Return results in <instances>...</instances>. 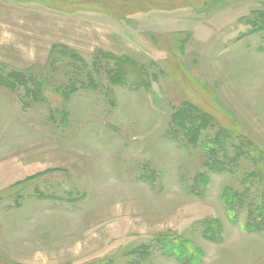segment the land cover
I'll list each match as a JSON object with an SVG mask.
<instances>
[{
	"label": "rangeland",
	"instance_id": "1",
	"mask_svg": "<svg viewBox=\"0 0 264 264\" xmlns=\"http://www.w3.org/2000/svg\"><path fill=\"white\" fill-rule=\"evenodd\" d=\"M263 198L264 0H0V264H264Z\"/></svg>",
	"mask_w": 264,
	"mask_h": 264
},
{
	"label": "trees",
	"instance_id": "2",
	"mask_svg": "<svg viewBox=\"0 0 264 264\" xmlns=\"http://www.w3.org/2000/svg\"><path fill=\"white\" fill-rule=\"evenodd\" d=\"M121 64H122V62H121ZM135 74V75H137V74H139V72L138 73H136L134 70H132V69H129V70H127V72L126 73H124V75H126L127 77H129L130 76V74ZM125 76V78L124 79H126L127 77ZM191 118V115L188 113V111L186 112V111H181V114H178V115H176L175 116V122H176V125H177V127H178V129L179 130H181V131H184L185 132V135L186 136H189V137H191V141H193V143H194V141H195V139L193 138V136H191V133L189 132V130H191L190 128H191V122H189V121H187L188 119H190ZM219 142V140L218 139H216V140H214V143H218ZM207 148V147H206ZM208 151H207V153H206V155L208 156V158H213V157H215V152L214 151H212L211 149H207ZM224 170V167H223V165L222 164H220V163H218L217 161H215V159H213L212 160V162L210 163V165H209V171L210 172H222ZM199 179H198V182H200V183H202V185H207L208 184V178L206 177V176H204V175H199V177H198ZM230 192H233V191H231V190H227L226 191V193H225V195H226V197H228V194L230 193ZM226 197H225V199H224V203L227 205V207H228V217H229V219H230V221H233L234 220V208H233V205H234V203H237V195H234V196H229V198L231 197V199L230 200H227L226 199ZM262 214L261 215H259L260 216V218L261 219H263L264 220V198H263V206H262ZM256 227H253V228H251V229H255ZM177 243V242H176ZM175 243V250H176V252L178 253V255H179V257L181 258V261L183 262V258L184 257H187L189 260H192L193 259V254H196L195 252H192V254L191 255H187L186 256V254L187 253H185L183 250L184 249H186V248H184V249H181V245H179L180 243H177L176 244ZM185 247H187L186 245H185ZM166 253H170V250H164ZM189 256V257H188ZM196 256H197V254H196Z\"/></svg>",
	"mask_w": 264,
	"mask_h": 264
}]
</instances>
